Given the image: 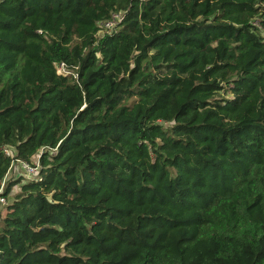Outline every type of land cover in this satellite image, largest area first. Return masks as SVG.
Listing matches in <instances>:
<instances>
[{
	"label": "trees",
	"instance_id": "obj_1",
	"mask_svg": "<svg viewBox=\"0 0 264 264\" xmlns=\"http://www.w3.org/2000/svg\"><path fill=\"white\" fill-rule=\"evenodd\" d=\"M4 146L0 264H264V0H0Z\"/></svg>",
	"mask_w": 264,
	"mask_h": 264
},
{
	"label": "built area",
	"instance_id": "obj_2",
	"mask_svg": "<svg viewBox=\"0 0 264 264\" xmlns=\"http://www.w3.org/2000/svg\"><path fill=\"white\" fill-rule=\"evenodd\" d=\"M119 18V15H114L113 19L110 21H107L101 25V27H107V32H110ZM58 72L63 74V75H70L75 80L78 81V73L76 72L75 69L71 70L69 69L64 63H60L58 66ZM7 157L13 158L14 157V151L11 147L9 146H4L0 149ZM17 166V169H19V176H22V182L25 183L28 180L36 179L39 176V171H40V161L39 157L35 158L34 161L31 162H26L22 160H13L9 169L8 174L6 177L3 179L1 183V190H0V212L1 210L7 206V201H6V196L4 195V181L8 177V175L11 173V170Z\"/></svg>",
	"mask_w": 264,
	"mask_h": 264
},
{
	"label": "rangeland",
	"instance_id": "obj_3",
	"mask_svg": "<svg viewBox=\"0 0 264 264\" xmlns=\"http://www.w3.org/2000/svg\"><path fill=\"white\" fill-rule=\"evenodd\" d=\"M107 33V27H101V31H100V35H104ZM22 179V176H19V169H17V166H15L12 170H11V173L8 175V177L6 178V180L4 181V189H6L7 187V183L8 182H18L19 180ZM20 185L17 184V185H14L12 187V194L17 192L18 189H19ZM12 194H9L8 196H6V201H7V206L4 207L1 212H0V223H1V219L4 217V215L6 214L7 212V208H8V205L12 203L13 201V198H12Z\"/></svg>",
	"mask_w": 264,
	"mask_h": 264
}]
</instances>
